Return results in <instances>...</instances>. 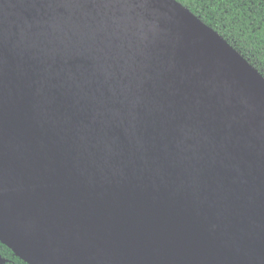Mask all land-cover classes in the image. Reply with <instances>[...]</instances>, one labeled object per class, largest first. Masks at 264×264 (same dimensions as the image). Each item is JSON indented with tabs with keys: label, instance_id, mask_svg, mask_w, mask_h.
Returning <instances> with one entry per match:
<instances>
[{
	"label": "water",
	"instance_id": "1",
	"mask_svg": "<svg viewBox=\"0 0 264 264\" xmlns=\"http://www.w3.org/2000/svg\"><path fill=\"white\" fill-rule=\"evenodd\" d=\"M0 242L264 264L263 76L176 0H0Z\"/></svg>",
	"mask_w": 264,
	"mask_h": 264
},
{
	"label": "trees",
	"instance_id": "2",
	"mask_svg": "<svg viewBox=\"0 0 264 264\" xmlns=\"http://www.w3.org/2000/svg\"><path fill=\"white\" fill-rule=\"evenodd\" d=\"M223 37L264 78V0H176Z\"/></svg>",
	"mask_w": 264,
	"mask_h": 264
},
{
	"label": "flooded vegetation",
	"instance_id": "3",
	"mask_svg": "<svg viewBox=\"0 0 264 264\" xmlns=\"http://www.w3.org/2000/svg\"><path fill=\"white\" fill-rule=\"evenodd\" d=\"M0 264H27L19 257H17L14 252L9 249L6 245L0 242Z\"/></svg>",
	"mask_w": 264,
	"mask_h": 264
}]
</instances>
